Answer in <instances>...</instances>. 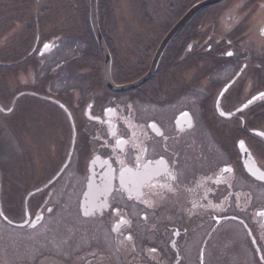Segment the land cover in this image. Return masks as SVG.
I'll return each mask as SVG.
<instances>
[{"label":"flooded vegetation","instance_id":"1","mask_svg":"<svg viewBox=\"0 0 264 264\" xmlns=\"http://www.w3.org/2000/svg\"><path fill=\"white\" fill-rule=\"evenodd\" d=\"M173 1L109 22L98 0L106 66L86 2L59 29L48 0H0V264H264V0L201 10L156 58L198 0Z\"/></svg>","mask_w":264,"mask_h":264},{"label":"rangeland","instance_id":"2","mask_svg":"<svg viewBox=\"0 0 264 264\" xmlns=\"http://www.w3.org/2000/svg\"><path fill=\"white\" fill-rule=\"evenodd\" d=\"M84 2L88 4V0H48L47 5L55 8L54 15L56 16L60 15V17H62L64 13V6L66 8H69L70 9L69 10L70 11L69 21L74 23L75 22L74 18L76 15V12L74 11V9L77 10L76 7H81ZM173 3H174L173 0H104L103 16L106 15L107 21L109 22H113L117 20L126 22L130 20L131 16H135L138 19V21L141 22V21H147V13L149 12L151 16V20L153 22H165V21L172 20V17L169 15L168 11L167 12L164 11V8L166 7V5L173 6ZM6 4H9V3H6ZM1 6L2 4L0 2V8ZM9 6H12V4H9ZM25 8L26 7L24 6L23 9L26 10ZM168 9L169 8L167 7V10ZM1 10L2 8L0 9V12ZM79 16L81 17V15ZM144 18H146V20H144ZM64 19H65V14L63 15L62 19L58 21L59 26L55 25V27L62 29L63 26H66L67 21L64 22ZM0 26H1V22H0ZM69 31L78 32L79 30H76L74 27H69ZM1 32L2 31L0 29V34ZM40 111L46 112V109L40 110ZM26 116H29V115H26ZM11 156H15V154L13 153L11 154ZM88 242H89V236L87 237L84 236L83 244L87 245ZM7 259H8L7 263L12 264L11 262L13 260H11L10 258H7Z\"/></svg>","mask_w":264,"mask_h":264},{"label":"water","instance_id":"3","mask_svg":"<svg viewBox=\"0 0 264 264\" xmlns=\"http://www.w3.org/2000/svg\"><path fill=\"white\" fill-rule=\"evenodd\" d=\"M222 0H201L191 6L184 14L183 16L177 21V23L169 30L167 35L164 37L163 41L161 42L159 49L156 53V58H158L164 48L167 46V44L170 42V40L175 36V34L190 20L192 16H194L197 12L200 10L207 8L209 6H212L214 4H217L221 2ZM89 22L91 26V30L93 33V36L102 52V55L105 60L106 66L110 64V56L107 51V48L105 46V43L103 41V38L101 36V33L99 31V26H98V18H97V0H89ZM49 45H47L48 47ZM48 50V49H47ZM150 76V74L145 75L143 78H141L137 83L133 85H127V86H122V87H115L114 90L116 91H125L128 89H131L135 86L143 84L145 81H147V78ZM108 78L110 79L109 71H106L105 73V80L106 83L108 81ZM109 84V82H108ZM110 85V84H109Z\"/></svg>","mask_w":264,"mask_h":264},{"label":"snow or ice","instance_id":"4","mask_svg":"<svg viewBox=\"0 0 264 264\" xmlns=\"http://www.w3.org/2000/svg\"><path fill=\"white\" fill-rule=\"evenodd\" d=\"M45 47H47V45H45ZM228 55H232V53H228ZM261 96H264V93H262ZM249 103H251V101H249ZM245 107H247V105H245ZM109 111H111V110H109ZM221 115L223 116L224 113L221 112ZM257 135H264V133H257ZM116 143L117 144H120V143H123V141L122 140H117ZM239 147L241 149H244L245 152L247 151V149L245 148V145H244L243 141L240 142ZM136 159L139 162V159L140 158L137 157ZM161 163H163V161H161ZM137 167L139 168V163L137 164ZM249 170L252 171V169H249ZM224 171H231V169L230 168H226V169H224ZM131 172H132L131 169H125L123 167L121 168V173H120V182H121V185H124L125 184V174L126 173H131ZM252 174L255 175L257 179L264 180V173L257 174V172L252 171ZM134 175L138 179L135 180V181H131L130 182V183L133 184V188H135L137 190L139 188H141V187H147V188H150L151 189V188H156L157 187V183L155 182V178L158 175H160V173L159 172H153V171H150V170L145 169L143 172H136ZM105 179L108 181V183H110L112 177H106ZM160 187L163 188L164 185L161 184ZM49 211L51 212L52 210L49 209ZM121 223H123V221H121ZM129 239H130V237H129Z\"/></svg>","mask_w":264,"mask_h":264}]
</instances>
